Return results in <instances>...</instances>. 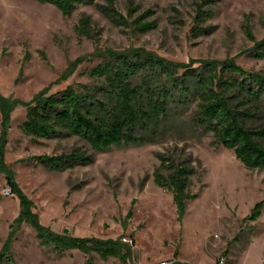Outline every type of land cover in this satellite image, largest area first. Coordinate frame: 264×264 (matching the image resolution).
Wrapping results in <instances>:
<instances>
[{
    "label": "rangeland",
    "instance_id": "374dc122",
    "mask_svg": "<svg viewBox=\"0 0 264 264\" xmlns=\"http://www.w3.org/2000/svg\"><path fill=\"white\" fill-rule=\"evenodd\" d=\"M114 1L127 19L129 10L137 9L130 22L151 12L144 21L156 28L134 34L91 7L64 18L37 0H0V97L11 107L2 165L26 200L22 205L11 193L0 171V253L8 243L5 255L15 264H215L220 258L226 264H264V207L256 221H246L264 202V172L246 170L233 152L214 146L211 135L193 122L195 105L176 112L157 144L102 154L77 138L34 143L21 133L24 105L42 90L55 94L96 84L87 73L102 63L98 54L140 49L173 64L232 61L264 75V60L249 56L256 43L264 42V0H214L203 9L211 17L199 23L196 5L203 0ZM82 15L91 19L93 40L75 33ZM246 24L253 41L245 35ZM1 130L0 112V135ZM73 153L93 162L58 173L31 161ZM157 155L187 162L195 171L189 192L197 198L187 203L181 225L171 194L153 183ZM27 212L47 234L116 243L121 258L102 260L93 252L41 246Z\"/></svg>",
    "mask_w": 264,
    "mask_h": 264
},
{
    "label": "trees",
    "instance_id": "16d2710c",
    "mask_svg": "<svg viewBox=\"0 0 264 264\" xmlns=\"http://www.w3.org/2000/svg\"><path fill=\"white\" fill-rule=\"evenodd\" d=\"M37 1L54 6L64 18H69L79 7L94 8L113 26L132 29L134 34L145 35L156 28L155 22L144 21L151 12L130 22L128 19L137 9H130L127 19L117 12L114 0H104L103 5L96 4L95 0ZM214 4V0H203L197 4L195 21L199 23L202 18L211 17L210 12L203 9ZM92 32L91 19L82 15L75 33L80 38L93 40ZM245 35L253 41L249 24L245 26ZM249 56L264 60V42L256 43ZM97 57L102 63L87 73L95 85L68 87L55 94H49L46 88L24 105L25 120L19 129L25 137L34 143L77 138L97 154L128 146L154 145L163 138L178 110L195 105L193 122L211 135L214 146L233 152L246 170L264 172V121L258 127L250 126L260 118L264 120V75L246 72L232 61L173 64L140 49L125 53L108 52ZM10 109L0 97L2 172L5 170L2 156L8 136ZM157 159L159 167L153 173V183L171 194L177 222L181 225L187 203L197 198L189 192L195 171L188 166L189 163H178L172 156L157 155ZM31 161L49 172L58 173L93 162L82 153L39 156ZM4 173L11 193L25 205L26 200L15 184L13 174ZM262 207L264 202L258 203L246 221H256ZM24 215L41 246L52 245L57 251L93 252L102 260L121 258L116 243L53 236L47 234L28 212ZM9 250L7 243L0 253V260L15 264L5 255ZM176 257L175 254L174 259ZM171 264L183 263L174 260Z\"/></svg>",
    "mask_w": 264,
    "mask_h": 264
},
{
    "label": "built area",
    "instance_id": "2783aa9c",
    "mask_svg": "<svg viewBox=\"0 0 264 264\" xmlns=\"http://www.w3.org/2000/svg\"><path fill=\"white\" fill-rule=\"evenodd\" d=\"M4 195H6V196L9 195V192L5 191ZM163 264H171V263H163ZM215 264H226V261H225V259L220 258Z\"/></svg>",
    "mask_w": 264,
    "mask_h": 264
}]
</instances>
